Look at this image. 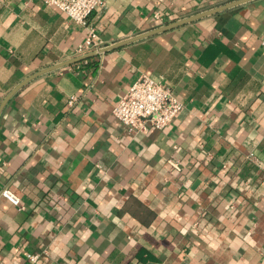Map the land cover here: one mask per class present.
I'll return each mask as SVG.
<instances>
[{"label":"crops","instance_id":"obj_1","mask_svg":"<svg viewBox=\"0 0 264 264\" xmlns=\"http://www.w3.org/2000/svg\"><path fill=\"white\" fill-rule=\"evenodd\" d=\"M229 1L105 0L89 23L106 47ZM87 34L44 0H0V104ZM142 73L183 107L133 133L113 109ZM0 264H264V0L20 88L0 114Z\"/></svg>","mask_w":264,"mask_h":264},{"label":"built area","instance_id":"obj_2","mask_svg":"<svg viewBox=\"0 0 264 264\" xmlns=\"http://www.w3.org/2000/svg\"><path fill=\"white\" fill-rule=\"evenodd\" d=\"M44 2L57 7L74 21L87 27L88 34L78 48V55L105 47L95 27L89 23L92 13L103 7L105 0H44ZM156 17L160 19V13H156ZM77 101L78 97L71 95L68 103L72 106ZM182 107V101L169 85L152 75L142 73L116 103L113 113L129 131L138 133L149 127L165 128ZM2 194L12 203L21 205V198L10 188H4ZM29 257L37 260L39 255L31 254Z\"/></svg>","mask_w":264,"mask_h":264},{"label":"water","instance_id":"obj_3","mask_svg":"<svg viewBox=\"0 0 264 264\" xmlns=\"http://www.w3.org/2000/svg\"><path fill=\"white\" fill-rule=\"evenodd\" d=\"M248 1H251V0H233V1H229V2L223 3L221 5H218L216 7H213V8L204 10V11H200L198 13H195V14H192V15H189V16H186V17H183V18H180V19L171 21V22H167V23H165L163 25H159L157 27H154L153 29H150L148 31L139 33V34H137V35H135L133 37H130L128 39H125V40H122V41H118L116 43H113L111 45H108V46H106V47H104V48H102L100 50H94L92 52H88V53H85V54H82V55H78V56L73 57L71 59L62 61V62L57 63L55 65H51V66L46 67L44 69L38 70V71L34 72L33 74L29 75L28 77H26L25 79H23L21 82H19L5 96V98L3 99V101L0 104V114H1V111L3 110L4 106L7 104V102L11 99V97L20 88H22L23 86H25L32 79L36 78L37 76H39V75H41V74H43L45 72H48V71H51V70H54V69H58L60 67L66 66V65H71L73 63H76V62L85 60L87 58H90L92 56H95V55H97V54H99L101 52H105V51L110 50V49H115V48L121 47L124 44L130 43V42H133V41H136V40H140V39H143V38H146V37H149L151 35H155V34H158V33H161V32H165V31L171 30V29L176 28V27H179L181 25H185L187 23H190V22H193L195 20H198V19H200L202 17H205V16H208V15H211V14L218 13L220 11L229 9L231 7H234V6L243 4V3L248 2Z\"/></svg>","mask_w":264,"mask_h":264}]
</instances>
